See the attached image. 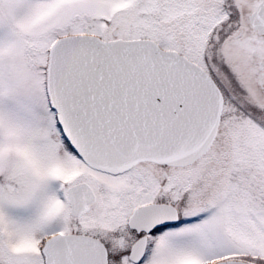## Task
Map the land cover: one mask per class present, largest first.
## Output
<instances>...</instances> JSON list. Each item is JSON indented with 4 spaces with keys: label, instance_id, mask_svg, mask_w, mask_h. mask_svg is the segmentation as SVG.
<instances>
[{
    "label": "snow or ice",
    "instance_id": "obj_1",
    "mask_svg": "<svg viewBox=\"0 0 264 264\" xmlns=\"http://www.w3.org/2000/svg\"><path fill=\"white\" fill-rule=\"evenodd\" d=\"M0 264H264V0H0Z\"/></svg>",
    "mask_w": 264,
    "mask_h": 264
}]
</instances>
